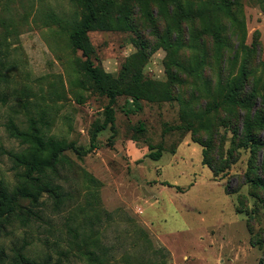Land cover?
Returning a JSON list of instances; mask_svg holds the SVG:
<instances>
[{"label":"rangeland","instance_id":"374dc122","mask_svg":"<svg viewBox=\"0 0 264 264\" xmlns=\"http://www.w3.org/2000/svg\"><path fill=\"white\" fill-rule=\"evenodd\" d=\"M119 1L130 9L128 27L88 32L94 63L115 81L123 64H135L170 99L142 100V111L125 114L128 96H117L114 133L107 126L82 156L64 150L56 172L34 173L56 191L0 217V264H264V0H230L229 12L192 23L178 22L177 3L207 0ZM80 17L70 0H0V201L29 190L30 150L11 122L87 149L104 120L108 98L69 40ZM208 20L224 23L219 59L208 33L189 32ZM168 26L182 44L166 49ZM243 60V96H256L248 109L220 103Z\"/></svg>","mask_w":264,"mask_h":264},{"label":"trees","instance_id":"16d2710c","mask_svg":"<svg viewBox=\"0 0 264 264\" xmlns=\"http://www.w3.org/2000/svg\"><path fill=\"white\" fill-rule=\"evenodd\" d=\"M70 1L80 7L81 17L71 25L69 40L72 47L79 50L84 57L81 64L82 70L86 77L92 82L93 88L108 98V102L104 107V120L93 128L90 138L91 144L87 149L79 148L75 146L73 142L66 143L62 140H56L51 136H46L42 129L37 126H32L28 132H21L15 124L11 122L8 125L9 130L13 135L26 139L25 141L28 144L26 149L30 150L29 158L24 162L27 170L25 177L28 179L29 190L26 188H18L9 193L8 196H3V200L0 201V217H4L5 219L10 218L16 211L24 207L22 201L29 200L31 203H38L43 193H55L57 187L49 183H42L39 177L33 175L34 173H43L46 170L56 172L57 165L63 162L62 152L64 150L72 149L77 155L82 156L90 150V148L95 146L96 135L99 131L109 126L112 133L115 132L113 105L117 96H128L123 105V112L125 114H135L142 111V100L157 101L170 99V92L162 94L153 89L151 82L142 78L141 71L135 64H123L118 77H116L117 81H115L113 76L104 73L92 59L94 50L89 41L88 32L97 29L112 30L116 28H127L130 9L126 2H120L119 0ZM231 5L232 3L230 0H207L194 8H192L189 3L185 5L177 3L178 7L174 15L177 17L178 22L180 20H186L192 23L195 19H199L200 21L205 20L209 12L215 15L229 12L231 10ZM142 7L144 8V12L148 13V19H150L152 14L146 9L144 2H142ZM201 31L208 33L213 38L215 52L219 59L221 53H223V50L227 47L226 38L224 36V23L219 21L211 22L208 20L202 30L190 24L189 32L191 37L199 38L198 32L200 33ZM170 33L174 32H172L171 28L168 26L166 34L160 39L161 45L166 49L172 47L175 43L176 45L182 44V38L179 33H175L173 39L172 36L169 35ZM138 45L140 46L138 56L143 59L145 45L141 41H138ZM235 55L236 51L231 56L230 60H233ZM175 65L185 70L182 62L175 61ZM246 73V60H243L237 74L224 81L221 87V92L223 94V99L220 102L221 104H233L241 106L243 109H248L250 107L256 96L253 89L249 96H243ZM170 76L175 79L173 85L181 81L180 74L176 75L173 70L170 71ZM224 89L226 90L225 96ZM214 103V107L219 105L218 102ZM202 145L204 147L202 152L203 163L207 164L208 167L212 169L214 175H217L220 169H216L215 165L207 160V145ZM160 156V149L148 153V157L151 160H158ZM257 184H261V181H257Z\"/></svg>","mask_w":264,"mask_h":264}]
</instances>
